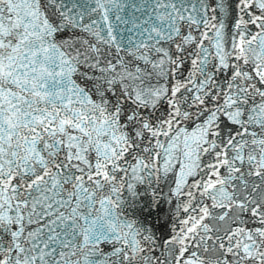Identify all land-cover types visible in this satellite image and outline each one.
Wrapping results in <instances>:
<instances>
[{"label": "snow or ice", "instance_id": "snow-or-ice-1", "mask_svg": "<svg viewBox=\"0 0 264 264\" xmlns=\"http://www.w3.org/2000/svg\"><path fill=\"white\" fill-rule=\"evenodd\" d=\"M0 264H264V0H0Z\"/></svg>", "mask_w": 264, "mask_h": 264}]
</instances>
